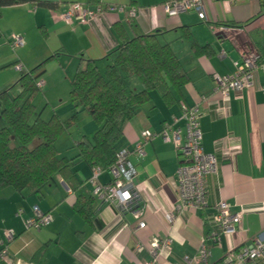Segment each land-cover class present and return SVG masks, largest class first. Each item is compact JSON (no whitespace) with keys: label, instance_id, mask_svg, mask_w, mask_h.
<instances>
[{"label":"crops","instance_id":"crops-1","mask_svg":"<svg viewBox=\"0 0 264 264\" xmlns=\"http://www.w3.org/2000/svg\"><path fill=\"white\" fill-rule=\"evenodd\" d=\"M42 1H51L54 5L31 2L0 8V70L5 68L1 73L8 71L16 83L19 71L17 75L12 63L29 70L60 51L46 64L40 77L42 97L47 103L54 98L69 99V90H65L70 89V79L80 58L94 59L103 71L104 56L123 40L154 33L161 43L170 45L187 81L180 88H171L173 99L169 103L159 91L152 90L150 99L139 105L125 123L118 146L131 150L142 130L158 133L174 118H177L174 127L183 134L185 122L179 119L180 104H197L202 147L217 155L218 172L205 176L206 205L183 206L175 212L173 222H168L164 212L179 203L176 170L180 157L172 142L154 136L145 144L142 157L134 153L128 157L137 171L136 193L146 203L140 217L145 226L137 228L138 219L131 212L135 203L122 211L93 192L88 180L92 169L76 157L74 142L81 136L90 137L96 128L91 119L82 126L84 130L77 124L60 137L63 142L65 136L71 141V158L66 157L76 178L66 181L56 175L38 192L18 191L10 186L0 188V241L5 231L15 233L8 243L10 257L35 264H142L150 258L148 249L152 238L170 236V251L160 256L158 264L182 263L185 255L197 253L204 238L209 255L202 264H214L257 235L264 236V71L255 72L253 85L241 95L231 96L226 115L215 109L220 96L212 77L213 73L232 74L234 62L240 61L242 52L248 49L257 51L264 61V9L260 0H204L208 18L205 21L193 10L167 15L162 8L166 0ZM72 1L92 9L103 4L135 7L137 13L129 17L126 9L105 11L90 23H67L61 13ZM219 25L230 28L225 32L216 31ZM11 34H19L24 39V45L18 47L21 50L14 56L1 46ZM193 41L206 48L195 49ZM128 82L134 89L141 88L136 76ZM14 87L17 92V86ZM43 111H40L41 117ZM56 111L53 113L60 118L67 117ZM82 112L83 116L87 114ZM231 150L234 154L228 157L226 154ZM108 181L109 174L102 172L99 182ZM83 194L88 201V218L75 205L77 197ZM79 200L82 202V197ZM221 200L232 211L243 209V214L233 235L220 234V241L214 242L209 235L215 228V206ZM34 205L49 212L51 221L40 230H26L24 222L32 215Z\"/></svg>","mask_w":264,"mask_h":264},{"label":"trees","instance_id":"trees-1","mask_svg":"<svg viewBox=\"0 0 264 264\" xmlns=\"http://www.w3.org/2000/svg\"><path fill=\"white\" fill-rule=\"evenodd\" d=\"M31 2L54 5L42 0H0V8ZM260 3L264 9V0ZM192 45L199 51L206 48L199 47L195 41ZM59 54L60 51L54 52L29 70L22 68L17 82L0 90L3 122L0 125V188L10 186L18 191L38 192L56 175L66 181L76 178L70 160L59 156L56 141L77 124L81 111L91 116L96 129L90 137L81 136L74 142L76 157L91 169L96 167L106 172L120 149L118 142L125 123L139 105L150 99V92L159 91L169 103L173 99L171 88H180L187 81L168 43H161L154 33L136 35L126 38L104 56L103 71L94 59L80 58L70 79L72 113L66 118L53 113L45 119L37 112L33 99L42 87L38 81L46 64ZM132 76L138 78L140 89L129 85ZM14 86L18 90L12 94L10 90ZM86 198L84 194L78 196L75 205L88 218ZM224 258L214 264H220Z\"/></svg>","mask_w":264,"mask_h":264},{"label":"built area","instance_id":"built-area-1","mask_svg":"<svg viewBox=\"0 0 264 264\" xmlns=\"http://www.w3.org/2000/svg\"><path fill=\"white\" fill-rule=\"evenodd\" d=\"M163 11L169 15H177L181 12L193 10L198 17L207 20L204 0H166L162 3ZM126 7L117 4H103L95 8H90L84 3L72 1L66 4L65 10L61 13V18L67 23L77 21L79 23H90L98 19L105 11H123ZM127 10L129 17L136 16L137 9L129 7ZM230 27L219 25L216 31L225 32ZM8 42L12 48H18L24 45V39L19 34H11ZM14 68L20 71L23 67L16 63ZM234 72L232 74L220 75L213 73L212 77L215 83V91L219 93L220 101L215 109L220 114L226 115L228 112V102L232 95H241L245 89L253 85L254 74L258 69L264 71V61H261L260 55L254 49H248L242 52L241 60L234 62ZM42 86L43 82L38 81ZM264 90V87H262ZM179 119L185 122V132L182 134L179 128H175L173 122L165 123L158 133L150 130H142L140 138L134 147L129 150L120 148L117 151L116 159L107 169L110 179L106 183L99 182V176L103 172L99 168H92L88 180L93 185V192L103 201L113 204L120 210L130 209V205L135 203L131 210L134 217L138 219L137 228L145 226V222L140 219L143 214L146 203L141 201L135 188V177L137 174L135 166L130 162L129 155L134 153L137 157H142L145 153L144 146L154 136L159 135L163 141L172 142L175 145L180 161L176 170L179 192V203L175 204L170 210L164 212L168 222H173L175 212L183 206L200 208L207 203V188L205 176L216 174L218 172V157L214 152H206L202 147V134L199 123V108L197 104H180ZM233 150L227 152L228 157H232ZM141 201V202H139ZM243 214V209L232 211L227 202L221 200L215 206L213 215L214 226L210 233V238L214 242L220 241V234L230 237L237 231ZM51 221V214L42 211L38 206L32 207V215L25 222L26 230H40ZM15 237L11 230L4 232V238L0 241V263L7 264H35L31 261H23L19 258L10 257L8 243ZM202 239L200 247L194 256L185 255L180 264H202L207 261L209 250ZM172 238L166 236L163 238H152L148 253L150 258L142 264H158L159 258L164 252L170 251ZM140 248V245H137ZM179 264V263H178ZM220 264H264V236L257 235L249 243L234 248V250L225 255Z\"/></svg>","mask_w":264,"mask_h":264},{"label":"rangeland","instance_id":"rangeland-1","mask_svg":"<svg viewBox=\"0 0 264 264\" xmlns=\"http://www.w3.org/2000/svg\"><path fill=\"white\" fill-rule=\"evenodd\" d=\"M9 38H10V36L8 37V39ZM8 39L6 40L4 38V40L1 42V43H3V44H1V46L4 47V50L6 49L7 51H10V53L14 56L17 53H19L21 48H15V49L12 48L10 46L9 42H8ZM12 68L14 69V72H16V74H17L18 70H16L13 65H12ZM3 70H5V68L0 70V90L6 84H10V85L15 84V80H16L15 77L13 79H10L8 71L1 73V71H3ZM51 73H52V71L49 70V74H51ZM12 77H13V75H12ZM6 80H9V81H6ZM66 89L67 90H65V91L69 90L68 87ZM60 90L61 91L63 90V85H61ZM10 92L12 94H15L16 93V88L12 87ZM34 104L36 106L37 112H40V111H42L44 109V111L42 113V117L45 118V119L48 118L53 112H57L56 109L60 112V114H62L61 116H65V117L69 116V114H71L72 111H73V106H72L70 100L67 99L66 97L64 99L54 98V99H52V101L47 103L46 100L42 97V89L39 90L37 99L35 100ZM85 113H87V112H85ZM84 117H87L88 119L85 118V120H84ZM90 119H91V116H89L88 113L84 114V116H83V112L82 113L81 112L78 113V122H77V124L80 126L81 130H84V127H82V126H86L85 122L90 120ZM1 121L2 120H0V125L3 124V122H1ZM95 128H96V124H95ZM75 129L76 128L72 129L71 131H74ZM65 137H67L65 142H63L64 141L63 138H60L56 142L58 153H59V156H67L68 158H71L70 157L71 154L69 153L70 149H71L70 148L71 147V141L69 140L68 136H65ZM14 143H16V142H14ZM74 152H75V150H74Z\"/></svg>","mask_w":264,"mask_h":264}]
</instances>
